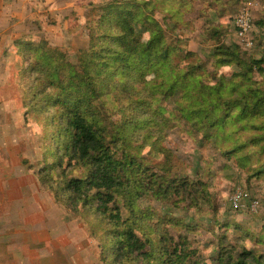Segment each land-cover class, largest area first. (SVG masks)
<instances>
[{"label": "trees", "instance_id": "obj_1", "mask_svg": "<svg viewBox=\"0 0 264 264\" xmlns=\"http://www.w3.org/2000/svg\"><path fill=\"white\" fill-rule=\"evenodd\" d=\"M184 9H161L164 16L152 22L147 18L152 8L144 10L136 2L100 7L101 16L87 22V47L80 51L77 62L87 88L74 87L71 69L60 67L57 73L67 103L57 117L58 129L50 133L46 158L51 155L53 162L41 172L40 183L85 220L91 237L93 231L100 230L109 239L111 246L102 255L103 264H199L197 250L189 248L185 238L164 245L170 240L167 234L159 231L158 237L153 236L140 223L145 199L168 198L171 190L175 195L184 191L171 175L173 154L163 153L161 143L154 142L148 156H142L150 147L149 132L157 125V118L174 128L194 126L207 143L217 138L221 129L222 139H234L240 129L258 131L247 141L234 139L236 145L227 155L236 156L250 146L264 154V52L248 56L240 45L217 47L212 55L216 62L211 70L214 85L201 84L200 77L188 81L187 76L199 72L202 77L208 69L205 64L191 63L189 58L194 55L186 52L185 41L166 31L176 27L174 18L182 19ZM220 27L209 26L204 38L220 37ZM19 41L24 44L20 51L26 58L29 48L36 52L44 72L70 60L46 39ZM119 69L129 76L123 85L116 82ZM109 95L114 96L119 113L125 117L120 124L109 123L94 110L93 102ZM170 99L175 100L165 104ZM49 120L55 122V115L50 113ZM155 154L164 156L160 173L151 171L147 164ZM257 172L264 175V167L251 177ZM216 264L264 261L252 251L240 254L236 246L220 243Z\"/></svg>", "mask_w": 264, "mask_h": 264}, {"label": "rangeland", "instance_id": "obj_2", "mask_svg": "<svg viewBox=\"0 0 264 264\" xmlns=\"http://www.w3.org/2000/svg\"><path fill=\"white\" fill-rule=\"evenodd\" d=\"M130 1L140 4L144 10L152 8L147 11V18L152 22L164 16L161 9L186 8L182 19L174 18L176 27L166 31L173 38L185 41L186 52L194 55L189 58L191 63L205 64L208 69L202 77L199 72L187 76L188 81L200 77L201 84L214 85L211 70L216 62L212 55L217 47L240 45L248 56L264 52V0H0V196L11 195L13 204L7 207L28 211L29 222L31 217L40 219L38 214L41 215L40 223L25 226L42 236L39 243L35 237V249L53 239L54 222L55 226L59 224L60 231L64 222L66 232L72 231L73 225H81V247L77 244L73 247L71 236H66L69 249H58L53 264H103L102 255L111 246L100 230L90 236L85 220L54 198L51 189L40 183V174L53 162L51 155L50 159L46 158L51 147L49 136L58 129L57 117L67 103L57 74L59 68L74 71V87L86 89L87 83L77 62L80 51L87 47V22L101 16L100 7ZM246 11L253 15L252 25L242 35L243 28L236 18ZM214 24L221 26V36L205 39L207 28ZM24 38L36 43L46 39L51 46L66 52L70 60L62 61L51 72H44L36 52L29 48V60L20 51L24 44L19 40ZM186 57L178 56L176 61ZM128 77L119 69L116 82L123 85ZM93 103L96 114L104 116L109 123L120 124L124 120L114 96H99ZM50 113L55 115V122L49 120ZM157 121L149 132L150 147L142 156H148L154 142L161 143L163 153L173 154L171 175L184 191L175 195L171 190L166 194L168 198L145 199L144 218L140 223L153 236L158 237L159 231L167 234L170 240H165L164 245L185 238L187 246L197 250L199 264H216L220 243L236 246L240 254L252 251L264 261V175L257 172V176L251 177L264 167V154L250 146L236 156L227 155L236 145L234 139L247 141L258 131L240 129L234 139H222L221 129L218 137L207 143L194 126L179 129L163 118ZM163 160V154H155L147 164L151 171L160 173ZM240 188L260 202L257 210L251 204L242 211L232 206L231 199Z\"/></svg>", "mask_w": 264, "mask_h": 264}, {"label": "crops", "instance_id": "obj_3", "mask_svg": "<svg viewBox=\"0 0 264 264\" xmlns=\"http://www.w3.org/2000/svg\"><path fill=\"white\" fill-rule=\"evenodd\" d=\"M12 204L11 195L0 196V264H53L51 262L57 260L58 256L55 255H58V249L62 250L65 247L69 249L66 236H71L73 247L76 244L81 247V225H73L72 231L66 232L64 222L60 227L61 231L59 224L55 226L54 222V226L51 227L53 239L44 241V244L38 245L35 249V237L39 243L43 240L42 236L34 231H28L25 226L28 224L35 226L40 223L41 215L38 214L40 219L31 217L29 222L28 211L19 212L7 207ZM62 255H65V250L62 251ZM51 257L52 260L49 259ZM78 260L80 261L79 258Z\"/></svg>", "mask_w": 264, "mask_h": 264}, {"label": "built area", "instance_id": "obj_4", "mask_svg": "<svg viewBox=\"0 0 264 264\" xmlns=\"http://www.w3.org/2000/svg\"><path fill=\"white\" fill-rule=\"evenodd\" d=\"M251 18H253V15L249 12H242L240 15H238L236 22L238 23L240 28H243L242 35L247 30V27H249L251 24ZM232 206L237 210H244L247 208V205H252L253 208L256 207V210L260 207V202L258 200H251V196L249 192L243 189H239L238 192L233 195L231 199Z\"/></svg>", "mask_w": 264, "mask_h": 264}]
</instances>
